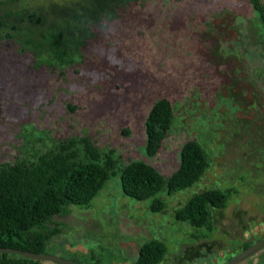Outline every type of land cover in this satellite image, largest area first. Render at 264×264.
I'll list each match as a JSON object with an SVG mask.
<instances>
[{"label": "rangeland", "instance_id": "374dc122", "mask_svg": "<svg viewBox=\"0 0 264 264\" xmlns=\"http://www.w3.org/2000/svg\"><path fill=\"white\" fill-rule=\"evenodd\" d=\"M68 1L2 0L0 15ZM82 27L84 45L65 64L0 29V163L85 136L111 149L117 166L143 161L163 176L177 169L181 144L194 140L208 167L187 188L157 192L162 211L150 209L153 196L124 195L115 170L88 206L70 205L55 218L62 225L44 253L132 264L140 245L157 239L166 248L158 264H223L244 241L262 238L264 26L248 0H133ZM160 98L171 101L174 116L147 155L144 121ZM209 188L233 191L215 220L211 211L209 229L174 219L176 208Z\"/></svg>", "mask_w": 264, "mask_h": 264}, {"label": "trees", "instance_id": "16d2710c", "mask_svg": "<svg viewBox=\"0 0 264 264\" xmlns=\"http://www.w3.org/2000/svg\"><path fill=\"white\" fill-rule=\"evenodd\" d=\"M130 1L133 0H72L5 11L0 15V29H12L13 36L25 46L37 52L43 50L59 64L70 63L71 56L80 53L85 42L87 29L82 27L83 21L98 22L103 15ZM248 2L264 26V7L260 0ZM35 36L39 38L37 41ZM173 116L168 98L153 103L144 121L147 155L156 154ZM207 167V155L194 140L181 144L177 169L163 176L143 161L133 160L117 166L111 149L104 152L85 136L60 139L42 152L1 162L0 248L44 253L48 240L59 233L62 225L55 218L66 215L70 205L88 206L115 170L119 172L124 195L135 200L153 196L150 209L162 211L164 202L154 196L157 192L164 189L172 194L187 188ZM232 192L230 188H209L194 193L174 210V219L192 227L209 229L213 218L211 211H218L214 213L215 220ZM251 243L244 241L241 250ZM165 253L161 241L150 239L140 245L132 264H158ZM42 262L13 253H0V264H47Z\"/></svg>", "mask_w": 264, "mask_h": 264}, {"label": "water", "instance_id": "95a60500", "mask_svg": "<svg viewBox=\"0 0 264 264\" xmlns=\"http://www.w3.org/2000/svg\"><path fill=\"white\" fill-rule=\"evenodd\" d=\"M262 246H264V236L257 241L251 243L246 248L242 249L238 254L233 256L232 258L228 259L223 264H235L239 260L245 258L249 254L255 252L256 250L260 249ZM1 252H7V253H13L16 255H21L25 258H29L32 260H41V261H52L57 264H80L72 260H67L58 256L49 255L46 253H35L31 251L26 250H20V249H14V248H0Z\"/></svg>", "mask_w": 264, "mask_h": 264}, {"label": "crops", "instance_id": "0c3cea01", "mask_svg": "<svg viewBox=\"0 0 264 264\" xmlns=\"http://www.w3.org/2000/svg\"><path fill=\"white\" fill-rule=\"evenodd\" d=\"M248 256L249 259L247 264H264V246L249 254Z\"/></svg>", "mask_w": 264, "mask_h": 264}]
</instances>
